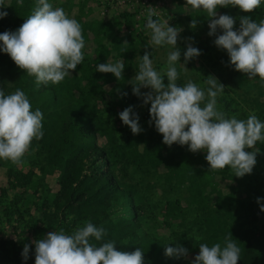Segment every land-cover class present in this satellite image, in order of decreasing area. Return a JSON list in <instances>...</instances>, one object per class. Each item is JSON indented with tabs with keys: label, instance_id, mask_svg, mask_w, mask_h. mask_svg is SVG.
<instances>
[{
	"label": "clouds",
	"instance_id": "1",
	"mask_svg": "<svg viewBox=\"0 0 264 264\" xmlns=\"http://www.w3.org/2000/svg\"><path fill=\"white\" fill-rule=\"evenodd\" d=\"M261 3L262 0H186L187 6L203 10L210 17L208 35L215 36V46L227 52L230 66L249 79L259 77L264 86V19L257 22L250 15L239 17V28L234 29L237 18L217 11L218 8L234 7L250 14ZM0 8H4L3 0H0ZM6 16V11H0V19ZM154 16L155 8L148 6L146 28L151 30L150 44L171 46L173 50L167 55L163 71L154 69L152 53L145 50L138 71L128 81L132 85V94L142 98L144 105L151 104L149 123L154 122L165 145H187L192 153L205 152L209 171L229 167L237 178L250 175L260 153L257 142L264 143V122L254 113L246 119L226 118L217 108V97L224 92L225 86L214 76L205 78L206 89L192 81L178 85L176 64L186 69L185 65L201 52L188 44L183 53L184 64H181L177 42L182 29L170 26L168 21L153 19ZM197 25L198 20L193 19L190 28L195 29ZM218 29L222 34L216 35ZM84 47L81 24L70 18L63 8H54L48 0H37L31 14L16 31L0 34V51L8 54L19 69L34 76L37 87L42 83L63 81L82 63ZM124 69L123 61L96 65V72L113 74L117 80L123 77ZM141 88L150 91L142 94ZM118 115L133 135L143 131L132 106ZM42 120L43 113L39 109L32 111L24 91L17 89L8 95L0 91V159L21 165L33 139L43 137ZM257 203H261V198H257ZM260 211L264 212V205ZM105 235L103 227L90 221L77 227L72 234H66L63 229L50 231L31 242L35 246V264H144V252L139 247L131 252L118 251L115 242H92V238L101 242ZM29 251L30 245L25 244L21 253L24 261L28 260ZM240 253L241 249L230 233L225 237L223 247L219 243L212 246L201 243L193 264H238ZM165 255L186 258L188 249L179 243L175 247L167 245Z\"/></svg>",
	"mask_w": 264,
	"mask_h": 264
},
{
	"label": "rangeland",
	"instance_id": "2",
	"mask_svg": "<svg viewBox=\"0 0 264 264\" xmlns=\"http://www.w3.org/2000/svg\"><path fill=\"white\" fill-rule=\"evenodd\" d=\"M123 1L124 3L120 4V0L112 2L110 0L107 2L105 0H48L54 8H63L70 18L75 19L81 14L82 19L102 21L111 26L110 41L107 40L105 43L110 46L105 62L123 61L125 66L123 77L117 80L112 74L111 82L102 85L101 91L92 98L91 103L95 105L99 114L108 119L116 143L121 144L136 136L130 128L123 125L118 115L129 106H132L133 111L138 114L141 128L151 135L154 141L157 139L163 141L162 135L155 129L154 122L149 123L151 104L144 105L142 98H138L133 104H127L118 91L132 92V85L128 81L138 71L140 57L144 55L145 50L152 53L150 58L157 71L165 69L167 55L173 50L171 46L150 44L151 30L146 28L148 6L156 10V16L153 19L168 21L170 26L182 29L177 42V47L181 50V64H184L183 53L188 44L201 52V55L185 65L187 70L179 63L176 64L179 73L177 84L184 86L192 81L206 89L205 78L214 76L225 86L224 92L217 97V108L225 113L226 118L235 116L238 119H246L249 114L254 113L261 122H264L262 113L264 86L261 85L259 77L249 79L246 74L237 72L230 66L227 52L215 46V36L208 35L209 20L203 23L198 22L195 29L190 28L193 19H203L200 17L203 13L207 15L205 11L193 10L191 6L186 5V0ZM217 11L218 14H228L237 18L234 29H238L239 17L250 15L257 22L260 21L256 20L258 16L264 19V0L261 6L250 14L243 13L234 7L218 8ZM120 14L125 15L123 20L118 18ZM124 20L130 24L129 28H125ZM220 34L222 32L218 29L216 35ZM125 41L127 44L124 43ZM118 45L125 48L124 56H119V53L114 50V47H119ZM145 46L148 47L145 48ZM82 52L83 59L90 57L89 42L85 41ZM164 83H168L166 78ZM149 91L150 89L141 88L142 94ZM97 143L101 145L102 140L98 139ZM256 147L260 149V153L256 157L252 173L237 178L229 167L209 171L210 166L206 162L205 152L192 153L187 145L167 146L172 163L179 162L180 158L185 156L189 167L203 166L205 168L202 173L203 183L206 191L211 193V202H218L232 193L230 207L237 210L240 221L245 223L244 227L251 229L257 235H263L264 212H261L260 208L264 205V143L257 142ZM246 151L251 150L246 149ZM192 156L194 157L191 158ZM36 158L33 149L25 153L21 165H14L10 161L0 159V264H14L11 257L16 254L22 264H35V246L31 243L33 240L46 236L50 231L61 229L66 234H72L77 227L83 226V222L72 223L71 216L68 214L62 221L59 219L58 225L44 219V213L52 210L53 201L60 188L54 178L45 174L41 175L37 167L33 166ZM121 165L116 164L115 173L123 179V182L136 190L141 202L139 220L146 233L167 245L174 243L172 242L174 235H181L184 232L189 235L188 237L193 235L198 237L195 224L196 212L189 202L186 182L176 183L173 179L167 180L168 171L161 169L125 164L122 165L123 170H119ZM31 170L33 184L16 185L15 172L24 173ZM257 198H261L260 204L257 203ZM175 201H178L179 208L170 209ZM98 206L97 202L90 206L94 216ZM25 244L30 245L27 261H24L21 255ZM192 260L194 261V258Z\"/></svg>",
	"mask_w": 264,
	"mask_h": 264
},
{
	"label": "trees",
	"instance_id": "3",
	"mask_svg": "<svg viewBox=\"0 0 264 264\" xmlns=\"http://www.w3.org/2000/svg\"><path fill=\"white\" fill-rule=\"evenodd\" d=\"M36 3L37 0H22V3L3 0L4 8L0 11H6L7 16L0 19V34L16 31ZM124 17L120 14L118 18L123 20ZM200 17L203 19L198 18L199 23L209 19L204 13ZM258 17L256 20H261ZM75 19L81 24L84 40L91 45V55L58 84L49 82L37 87L34 76L19 69L8 54L0 51V91L5 95L17 89L24 91L32 111L39 109L43 113V137L33 139L28 151L34 149L37 158L33 166L39 173L54 178L60 188L52 210L44 213V219L58 225L59 219L62 221L68 214L72 223L77 221L84 225L93 221L95 226L103 227L106 232L101 242L92 238L93 243L111 241L115 242L118 251L129 252L139 247L144 252V264H193L192 259L199 254L201 243L209 246L219 243L223 247L225 237L230 233L241 249L238 264H264V234L257 235L244 227L237 210L230 207L232 193L218 202H211V193L206 191L203 183V166L189 167L185 156L172 163L167 145L158 139L154 141L144 130L131 140L116 143L108 119L99 114L91 103L102 85L113 79L110 73L96 72V65L106 63L110 51V46L105 43L110 41L111 26L102 21L82 19L81 14ZM124 24L125 28L130 27L125 20ZM114 50L119 56L125 55L126 50L121 46L114 47ZM119 92L127 104L138 99L131 91ZM125 92L126 96L123 95ZM98 139L102 140L101 145H98ZM117 163L161 169L168 171L167 180L187 183L189 202L196 212L198 237H188L184 232L174 235V243L168 245L175 247L179 243L188 249L186 258L167 257V244L143 230L139 220L141 202L136 190L115 173ZM122 165L119 170H123ZM32 176V170L16 171V185L33 184ZM94 202L99 204L95 216L90 211ZM174 208H179L178 201L171 204L170 209ZM11 259L14 264H22L17 254Z\"/></svg>",
	"mask_w": 264,
	"mask_h": 264
},
{
	"label": "built area",
	"instance_id": "4",
	"mask_svg": "<svg viewBox=\"0 0 264 264\" xmlns=\"http://www.w3.org/2000/svg\"><path fill=\"white\" fill-rule=\"evenodd\" d=\"M106 2L109 1V0H105ZM113 0H110V2H112ZM124 1L123 0H120V4H123Z\"/></svg>",
	"mask_w": 264,
	"mask_h": 264
}]
</instances>
